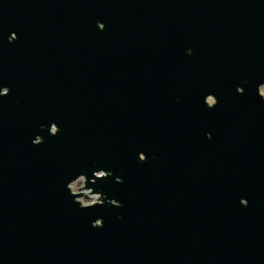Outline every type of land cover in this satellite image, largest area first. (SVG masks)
<instances>
[{
	"label": "water",
	"instance_id": "95a60500",
	"mask_svg": "<svg viewBox=\"0 0 264 264\" xmlns=\"http://www.w3.org/2000/svg\"><path fill=\"white\" fill-rule=\"evenodd\" d=\"M260 87L264 0H0V264H264Z\"/></svg>",
	"mask_w": 264,
	"mask_h": 264
},
{
	"label": "built area",
	"instance_id": "2783aa9c",
	"mask_svg": "<svg viewBox=\"0 0 264 264\" xmlns=\"http://www.w3.org/2000/svg\"><path fill=\"white\" fill-rule=\"evenodd\" d=\"M83 180V178H79L77 181H75L73 184L70 185V189L72 193H79V188L83 187V184L80 183V181ZM84 183V180H83ZM89 200L87 201H80V198L78 199L80 201V203L83 206H88V205H92L96 202H98V196L96 195H91L88 197Z\"/></svg>",
	"mask_w": 264,
	"mask_h": 264
},
{
	"label": "flooded vegetation",
	"instance_id": "af4514ba",
	"mask_svg": "<svg viewBox=\"0 0 264 264\" xmlns=\"http://www.w3.org/2000/svg\"><path fill=\"white\" fill-rule=\"evenodd\" d=\"M260 94L264 97V88L260 87ZM207 102L211 105L213 101L211 99H208Z\"/></svg>",
	"mask_w": 264,
	"mask_h": 264
},
{
	"label": "clouds",
	"instance_id": "9594fccd",
	"mask_svg": "<svg viewBox=\"0 0 264 264\" xmlns=\"http://www.w3.org/2000/svg\"><path fill=\"white\" fill-rule=\"evenodd\" d=\"M99 175L103 176V173H99ZM80 183L83 184V180H81Z\"/></svg>",
	"mask_w": 264,
	"mask_h": 264
},
{
	"label": "rangeland",
	"instance_id": "374dc122",
	"mask_svg": "<svg viewBox=\"0 0 264 264\" xmlns=\"http://www.w3.org/2000/svg\"><path fill=\"white\" fill-rule=\"evenodd\" d=\"M89 199L80 198V201H87Z\"/></svg>",
	"mask_w": 264,
	"mask_h": 264
}]
</instances>
